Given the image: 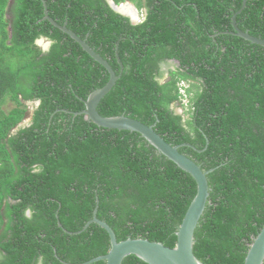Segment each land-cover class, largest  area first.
Segmentation results:
<instances>
[{
  "label": "trees",
  "instance_id": "trees-1",
  "mask_svg": "<svg viewBox=\"0 0 264 264\" xmlns=\"http://www.w3.org/2000/svg\"><path fill=\"white\" fill-rule=\"evenodd\" d=\"M43 1L55 23L121 72L98 104L101 116L154 125L168 144H187L179 152L203 171L213 169L195 257L243 264L264 225V48L232 34L243 0H113L144 8L139 24L106 0H0V264H81L105 255L101 227L74 234L96 201V217L118 242L143 238L172 248L196 193L191 176L139 134L74 116L109 75L41 21ZM235 22L264 39V0H246ZM171 60L178 66L163 82L161 65ZM182 80L191 84L187 105ZM7 99L15 107L5 111ZM29 103L30 123L18 127ZM122 264L146 263L128 256Z\"/></svg>",
  "mask_w": 264,
  "mask_h": 264
},
{
  "label": "water",
  "instance_id": "water-1",
  "mask_svg": "<svg viewBox=\"0 0 264 264\" xmlns=\"http://www.w3.org/2000/svg\"><path fill=\"white\" fill-rule=\"evenodd\" d=\"M107 1L113 11L129 18L132 22H136V9L131 4L129 5V3H126L132 12H134L132 16L122 12L119 9L121 4L116 5L113 1ZM245 4L246 0H243L241 8L232 16V34L250 42L251 44H255L264 48V39L251 36L248 34V32L241 31L236 25V16L242 11ZM43 7L44 11L41 21H48L54 27H57L63 33L68 35L82 48L84 52H86L95 62L101 65L109 75L108 82L102 88L93 91L84 101V110L73 113L74 116L83 115L86 120L92 122L97 127L113 130H124L139 134L141 138H143L157 151V153L161 154L173 162L179 169L189 174L196 183L195 196L191 200L186 213L175 233L176 243L172 248L166 247L159 242H151L143 238H128L118 242L112 228L106 222L96 217L98 202L96 201V207L93 211L91 220H89L84 225L82 230L74 234L83 232L90 224H96L107 232L109 236L110 248L105 255L95 257L81 264H92L98 261H103L104 264H122L123 260L128 256H135L146 264H203L195 257L193 253L194 231L206 206L209 196L207 175L211 173L213 169L203 171L201 167L193 160L179 152L178 149L182 146H187V144L175 146L168 144L154 131V125L147 126L138 120L124 115L113 117L101 116L97 111L98 104L115 85L116 81L121 75V72L117 75L106 60L95 53L88 46L85 40H82L77 35H75L66 27L65 24L61 26L55 23L49 17L44 1ZM116 58L118 60L117 52ZM243 264H264V225L249 245V249Z\"/></svg>",
  "mask_w": 264,
  "mask_h": 264
},
{
  "label": "rangeland",
  "instance_id": "rangeland-1",
  "mask_svg": "<svg viewBox=\"0 0 264 264\" xmlns=\"http://www.w3.org/2000/svg\"><path fill=\"white\" fill-rule=\"evenodd\" d=\"M37 45L42 49V50H45V49H48V46H49V42H47V41H44V40H40V41H38L37 42ZM168 74H166L165 75V77H164V79L162 80L163 82L164 81H166L167 79H168V76H167ZM182 102H185L184 103V105L186 104L187 105V99H183L182 100ZM15 107V104L12 102V101H10L9 99H7L6 100V102L4 103V105L1 107V109L2 110H10V109H12V108H14ZM33 106H32V104H26V110H27V113H26V117H25V119L23 120V122L20 124V125H18V127L20 126H28L29 125V119H30V117H31V114H32V108ZM181 109V108H180ZM179 109V110H180ZM178 110V111H179Z\"/></svg>",
  "mask_w": 264,
  "mask_h": 264
},
{
  "label": "flooded vegetation",
  "instance_id": "flooded-vegetation-1",
  "mask_svg": "<svg viewBox=\"0 0 264 264\" xmlns=\"http://www.w3.org/2000/svg\"><path fill=\"white\" fill-rule=\"evenodd\" d=\"M138 17H136V22H132L130 19V21H131V23L132 24H139V23H141L143 20H144V18H145V9L144 8H142V9H140V10H138ZM142 18V19H139V18ZM178 66V62L177 61H175V60H171V61H168V63L166 64V65H164V64H162L161 65V70L164 72V74H163V77H165V75L166 74H168V71L169 70H174L176 67ZM168 76V75H167ZM168 80V79H167ZM166 80V81H167ZM29 123H30V121H29Z\"/></svg>",
  "mask_w": 264,
  "mask_h": 264
},
{
  "label": "clouds",
  "instance_id": "clouds-1",
  "mask_svg": "<svg viewBox=\"0 0 264 264\" xmlns=\"http://www.w3.org/2000/svg\"><path fill=\"white\" fill-rule=\"evenodd\" d=\"M107 1V0H106ZM110 1H113V0H110ZM108 2V1H107ZM114 2V1H113ZM115 3V2H114ZM123 3H129V4H131L135 9H136V13H137V17L139 16L138 15V9L134 6V4L132 3V2H130V1H124V2H121V3H119V4H123ZM116 4V3H115ZM119 4H116V5H119ZM139 19H142L141 17L139 18ZM40 40H44V41H47V42H49L48 40H46V39H40ZM40 40H38V41H40ZM37 41V42H38ZM37 42H36V44H37ZM49 46H50V42H49ZM49 46H48V48H49ZM46 50H48V49H45V50H43V51H46ZM178 91H180V89H184V91H185V94H186V91L188 90V88H189V86H191V84L189 83V82H187V81H179L178 82ZM179 95L181 96V94H180V92H179ZM181 98H182V96H181ZM180 103V102H179ZM29 104H31V103H29ZM181 104H183L182 102H181ZM39 105V102L37 101L35 104H33V106H34V108L36 107V106H38ZM34 108L32 109V112H33V110H34ZM179 109H180V107H179ZM178 109V110H179ZM180 114H182V109H180L179 111H178ZM30 120V119H29ZM28 214H29V212H27Z\"/></svg>",
  "mask_w": 264,
  "mask_h": 264
},
{
  "label": "bare ground",
  "instance_id": "bare-ground-1",
  "mask_svg": "<svg viewBox=\"0 0 264 264\" xmlns=\"http://www.w3.org/2000/svg\"><path fill=\"white\" fill-rule=\"evenodd\" d=\"M130 5V4H129ZM122 12L129 14L130 16H132V14L134 12H132V10L128 7V5H126L125 3L121 4V7L119 8Z\"/></svg>",
  "mask_w": 264,
  "mask_h": 264
},
{
  "label": "built area",
  "instance_id": "built-area-1",
  "mask_svg": "<svg viewBox=\"0 0 264 264\" xmlns=\"http://www.w3.org/2000/svg\"><path fill=\"white\" fill-rule=\"evenodd\" d=\"M179 92H180V94H181V96H182V100H183V99H186V97H185V96H186V94H185V91H184V89H180V91H179ZM182 103L184 104L185 102H182ZM185 105H186V104H185Z\"/></svg>",
  "mask_w": 264,
  "mask_h": 264
}]
</instances>
